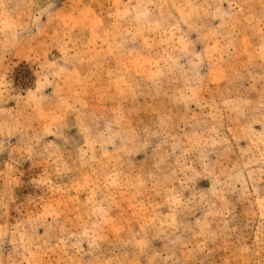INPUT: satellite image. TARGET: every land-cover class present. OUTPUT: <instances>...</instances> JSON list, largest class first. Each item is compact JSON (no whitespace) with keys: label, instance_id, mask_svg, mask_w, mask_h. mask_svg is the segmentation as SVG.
Returning <instances> with one entry per match:
<instances>
[{"label":"rangeland","instance_id":"obj_1","mask_svg":"<svg viewBox=\"0 0 264 264\" xmlns=\"http://www.w3.org/2000/svg\"><path fill=\"white\" fill-rule=\"evenodd\" d=\"M0 264H264V0H0Z\"/></svg>","mask_w":264,"mask_h":264}]
</instances>
